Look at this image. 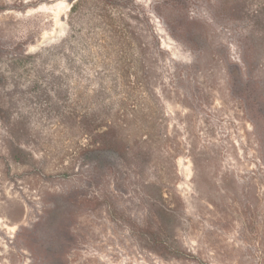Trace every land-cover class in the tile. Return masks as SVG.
<instances>
[{
  "label": "rangeland",
  "instance_id": "obj_1",
  "mask_svg": "<svg viewBox=\"0 0 264 264\" xmlns=\"http://www.w3.org/2000/svg\"><path fill=\"white\" fill-rule=\"evenodd\" d=\"M121 3L142 29L147 50L153 52L155 40L160 44L158 61L147 56L157 101L143 103H157L165 142L177 149L178 198L172 201L179 211L175 236L186 254L164 259L140 246L127 229L144 220V205L131 188L102 194V201L113 199L116 221L102 202L70 217L75 237L66 264H264V0ZM68 8L66 0H0V78L12 72L1 83H17L25 93L19 112L29 133L18 134L19 141L36 151L46 170L36 189L28 187L29 178L18 185L0 180V264H56L50 253L62 246L47 243L43 229L32 243L40 259L27 250L20 256L10 240L19 226L31 228L44 217L58 197L85 192L71 176L70 128L57 123L59 111L48 106L46 94L38 100L28 94L31 87L51 88L57 75L65 80V63L29 60L13 68L8 61L13 51L34 54L59 43ZM6 140L0 125V163ZM80 155L75 167L82 170L88 161Z\"/></svg>",
  "mask_w": 264,
  "mask_h": 264
},
{
  "label": "trees",
  "instance_id": "obj_2",
  "mask_svg": "<svg viewBox=\"0 0 264 264\" xmlns=\"http://www.w3.org/2000/svg\"><path fill=\"white\" fill-rule=\"evenodd\" d=\"M66 1L69 8L65 17V37L56 45L34 54L26 50L13 51L8 61L13 68L29 60L65 63L68 73H60L66 76L65 80L57 75L51 80V88L35 90L31 87L37 96L33 92L28 94L37 100L46 94L52 99L48 106L57 113L59 111L57 123L67 124L70 128L71 176L77 179L79 186L83 184L85 192L58 197V201L45 209V216L31 228L19 226L10 243L15 242L13 248L20 256L27 250L40 259L32 243L41 228L47 235L46 242L62 246L60 252L50 253L51 263L66 264L67 251L75 237L68 224L70 217H77L82 209L102 202L100 205L109 218L116 221L113 199L107 196L102 201V194L133 188L144 205V220L130 222L128 231L142 248L159 257L180 258L186 253L175 236L174 222L179 211L172 201L178 198L173 191L177 178L173 162L178 153L165 142L157 103L154 102L155 106L143 103L148 97L157 99L149 73L153 62L147 63V56L152 55L151 60L158 61L155 54L161 51L160 44L155 40L153 52L147 50L148 41L142 35V29L133 25L132 17L121 11V2L129 0ZM249 40L252 42L254 38L249 37ZM7 72L2 78L12 77V72ZM104 77H108V83ZM2 78L0 125L7 140L0 163V180L18 185L24 178H29L28 187L36 189L38 177L46 174V170L37 159L36 151L19 141L22 131L25 135L29 133L28 120L23 112H19L20 104L26 105L27 97L23 92L20 95L17 83L4 81L5 85L1 83ZM117 90L119 99L114 100L112 96ZM107 92L111 97H105ZM81 152L88 164L79 170L75 166ZM23 169H27V177L22 173ZM145 175L152 177V181ZM102 180L106 185L101 184Z\"/></svg>",
  "mask_w": 264,
  "mask_h": 264
}]
</instances>
